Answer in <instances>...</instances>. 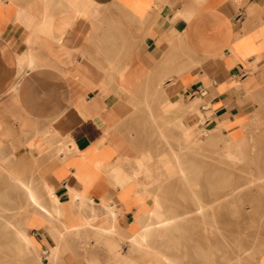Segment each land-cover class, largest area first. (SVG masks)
<instances>
[{"label": "crops", "instance_id": "0c3cea01", "mask_svg": "<svg viewBox=\"0 0 264 264\" xmlns=\"http://www.w3.org/2000/svg\"><path fill=\"white\" fill-rule=\"evenodd\" d=\"M261 80L264 0H0V153L37 166L35 188L9 176L41 264H140L143 218L167 212L149 117L230 134Z\"/></svg>", "mask_w": 264, "mask_h": 264}, {"label": "rangeland", "instance_id": "374dc122", "mask_svg": "<svg viewBox=\"0 0 264 264\" xmlns=\"http://www.w3.org/2000/svg\"><path fill=\"white\" fill-rule=\"evenodd\" d=\"M258 89L257 110L247 125L230 134L216 135L212 140L210 133H200L197 144L191 143L188 148L184 147L176 119L149 117L148 129L152 132L148 134V148L141 150L140 157L143 153L151 154L150 175H158L154 179L160 180L148 184L155 186L156 195L164 209L171 211L177 229L164 241L158 237L151 239L150 249L133 248L132 254L139 256L140 264H162L156 251L169 254L173 251L177 258L182 255L177 264H257L258 256L264 252V182H261L264 179L257 177L264 175L260 173L264 171V80ZM172 109L164 107V113H171ZM170 150L180 152L182 159L197 170L196 189L175 175L176 167L169 155L166 166L159 161V154ZM35 168L27 158L12 159L0 153V205L21 230L32 207H27L22 190L12 186L9 174L26 178L35 188ZM195 201L204 203L208 218L196 216ZM174 238L177 245L171 246L169 252L165 246ZM30 252L22 257L12 254L6 239H0V259L15 264H41L43 255L36 248Z\"/></svg>", "mask_w": 264, "mask_h": 264}, {"label": "bare ground", "instance_id": "6f19581e", "mask_svg": "<svg viewBox=\"0 0 264 264\" xmlns=\"http://www.w3.org/2000/svg\"><path fill=\"white\" fill-rule=\"evenodd\" d=\"M190 103H193V101L190 102ZM192 105H195V103L191 104V106ZM192 109H193V106H192ZM179 125H180L179 128H181V130L183 131V133H182V139H183L184 143L186 144V145H184V147H187V148L191 145V143H196L197 144L198 136H199L200 133H203L204 135H206L207 132H208V134L210 133L211 134V137H210L211 140L213 138H216V135H219L220 134V133L219 134H216L219 131L218 129H216V130L213 129L211 131L210 130L207 131V130H205L202 127H201L200 130L195 127L194 132H192V135H189V129H186L185 127L182 128L183 125L181 123ZM223 134H224V132L222 133V135ZM262 134H264V133H262ZM197 147H198V145H197ZM212 152H214V151H212ZM216 153H220V152H216ZM252 154H253V152H252ZM168 155L172 158V161L175 164L174 167H176V171H177L175 175L179 176L182 180H184L185 181V184H187L188 186L190 185L191 188L196 189L197 188V183H196V180L197 179L194 178V175L198 174L197 173V170L195 168H192L190 165H188L182 159V156H181V153L180 152H176L174 150H170L167 153H164V154L161 153L160 154V157H162V159H163V157L166 158ZM218 156H220V155H218ZM251 156H253V155H251ZM262 169H264V168H262ZM133 172H135V171H133ZM260 173H264V171L260 170ZM257 177H259L260 180L261 179H264V175H260V176H257ZM261 182H264V180H262ZM19 185L22 188L25 189V192H26L27 195L30 194V190L28 189L26 183H24V182L21 183L20 182ZM149 197H151L150 198L151 201L150 200L149 201L152 202V203H154L155 201H159L160 202V199L157 198L155 195L149 194ZM194 206H195L194 211H195L196 216H202L203 219H205L206 217L208 218V216L206 215L207 212H208V209H206L204 203H201L200 201H195ZM6 211L7 210L5 208L1 207V205H0V239H3V238L6 239V246L9 249V251L12 252V254H14V251L17 248L21 252L31 253L30 250L31 249H34L35 247L31 243L30 236L28 235V232L25 229V225H24V227L22 226L24 228L23 230H21V228H18L19 225L16 226L17 224L13 222V217L11 215H9V214H6ZM170 212L171 211H168L167 210V212L161 218L156 217L152 212H149L146 217L143 216L144 217L143 218V224H142L143 225V229H142V231H140L135 236L134 242L137 245H142V244L143 245H146L147 248L150 249V242H151V239H153L154 237L155 238L158 237V238H160V239L163 240V238L168 237L169 235H171V233L173 234L174 231L177 229L175 227L176 220L173 218V216H172V214ZM209 216H211V215H209ZM174 237H176V236H174ZM132 238L130 240H132ZM171 238H173V236H171ZM169 240H171V239H169ZM175 242H176V240L174 238L173 242H170V243H168L169 245H166L165 246V248H167L166 250H168L170 252L169 249H171V246L174 247ZM19 244H20V246H19ZM175 245H177V244H175ZM139 249L140 248H138V250ZM174 249L176 250V248H174ZM19 251H16V252H19ZM179 251H178V253H180ZM171 252L172 253L169 254V253H166V251H165V253H162L160 251H156V254L159 257V260L162 262V264H177L180 261L179 260L177 262V259L182 258V255L180 257L178 256V258H177V257H175V252H173V251H171ZM171 254H174V255H171ZM224 261H225V256H224ZM0 264H15V263H13V261L10 263L7 260L5 261V260H3V258H1L0 259ZM17 264H22V262L21 263H17ZM239 264H242V262L241 263L239 262Z\"/></svg>", "mask_w": 264, "mask_h": 264}]
</instances>
